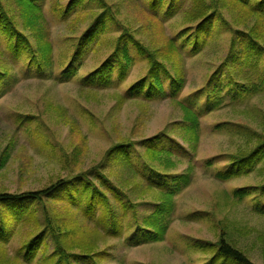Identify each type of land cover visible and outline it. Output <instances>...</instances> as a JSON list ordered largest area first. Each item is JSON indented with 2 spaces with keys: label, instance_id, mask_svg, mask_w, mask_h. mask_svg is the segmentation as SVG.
Returning <instances> with one entry per match:
<instances>
[{
  "label": "rangeland",
  "instance_id": "1",
  "mask_svg": "<svg viewBox=\"0 0 264 264\" xmlns=\"http://www.w3.org/2000/svg\"><path fill=\"white\" fill-rule=\"evenodd\" d=\"M56 1L65 4L68 0H43L54 60L53 66L44 73L29 71L24 57H10L7 43L0 37V47L10 62L11 74V81L0 93V153L3 148H10L7 161L0 167V191L43 188L58 177L102 164L106 151L119 141L137 142L138 151L144 138L163 133L161 145L172 147L174 157L179 159H175L177 164L171 168L172 172H184L187 163L194 164L191 182L175 197L172 221L162 240L140 243L130 240L128 233L120 239H107L103 247L113 256L107 264H204L208 255L190 247L192 241L188 243L189 239L216 243L219 234H225L226 240L255 264H264V215L252 211L250 197H245L241 203L230 197L238 188L259 184L264 175L257 169L248 176L228 181H219L214 176L224 167L228 153L251 147L255 138L263 136L264 94L245 102H234V106L230 105V96L224 91L226 100L220 108L209 113L204 111V98L192 97L226 56L231 33L222 27L215 28L213 38L198 53L192 55L186 47L181 51L183 60L172 55L169 64L177 72L185 73L184 88L172 94L169 78L161 74L165 94L141 100L129 97L128 88L147 73L148 61L132 46L129 50L133 60L123 82L116 80L115 71L104 85L81 81L111 52L114 39L120 33L114 25L103 31L84 55L75 75L70 78L62 75L67 57L72 53L69 39L77 38L87 27L90 12L100 9L91 3L87 8L89 11L78 15L76 10L61 19L52 10ZM103 1L111 7L119 22L151 50L158 46L165 48L168 37L176 36L181 28L180 9L168 17L159 11L153 15L145 0ZM189 3L187 0L182 6L188 7ZM221 10L231 26L234 22L243 27L236 21L241 12ZM255 75L249 69L241 77L245 83H250L255 80ZM175 99L192 105L200 113V139L196 152L188 150L177 129L171 126L182 121V111ZM246 110L254 111L255 115L245 113ZM224 122L226 127H216ZM245 128L249 135L252 131L255 136L247 135ZM131 152L135 164L136 150ZM208 158H214L212 166L205 165ZM103 169L114 182L119 185L127 182L131 186L126 190L136 197L140 218L153 211L152 202L157 193L149 192L138 199L137 191L144 186L124 162L113 160L103 164ZM147 173L156 182L163 180L149 170ZM22 237L23 232L15 234L0 251L13 259Z\"/></svg>",
  "mask_w": 264,
  "mask_h": 264
},
{
  "label": "trees",
  "instance_id": "2",
  "mask_svg": "<svg viewBox=\"0 0 264 264\" xmlns=\"http://www.w3.org/2000/svg\"><path fill=\"white\" fill-rule=\"evenodd\" d=\"M145 1L153 15L159 11L169 17L178 9L182 13L181 28L176 36L168 37L165 48L158 46L151 50L131 29L119 22L103 0H68L65 4L56 1L52 10L61 19L76 10L78 15L89 11L87 8L91 3L100 9L90 12L87 27L77 38L69 39L72 53L67 57L62 75L66 78L75 75L84 55L102 32L114 25L120 33L114 39L111 52L81 81L104 85L115 71L116 80L123 82L133 60L129 50L132 46L138 54L146 57L148 70L129 86L128 96L150 100L164 95L161 74L169 78L168 87L172 94H176L184 88L185 73L177 72L169 64L172 55L183 60L181 51L186 47L192 55L198 53L213 38L215 28L222 27L231 33L228 52L208 75L205 85L193 92L192 97L204 98V111L209 113L220 108L226 100L222 94L224 91L230 96V105L234 106V102H245L264 94V0H190L188 7L182 6L187 0ZM222 8L241 12L236 21L243 27L234 22L231 26L222 15ZM0 37L5 39L10 57H24L29 71L33 69L42 74L53 66V45L43 0H0ZM249 69L255 72L256 78L245 83L241 74ZM10 81V62L0 47V93ZM174 101L182 111V121L171 126L177 129L188 150L196 152L200 139V113L184 101ZM246 112L255 115L254 111ZM225 123L216 127H226ZM238 129L243 127L238 126ZM246 129L244 132L249 135ZM162 134L144 138L138 151L137 142L119 141L106 151L102 164L58 177L43 188L0 191V248H5L15 234L23 232L14 258H8L5 251H0V264H107L113 257L103 247L107 239H120L128 233L130 240L140 243L162 240L172 221L175 197L190 184L195 168L189 162L184 172H172L171 168L179 159L174 157L172 147L161 145ZM249 136L255 135L250 131ZM254 141L251 147L228 153L227 162L224 161V167L215 172V178L228 181L248 176L257 169L264 175V133ZM134 149L135 164L131 152ZM9 153V147L2 149L0 167L7 161ZM113 160L124 162L139 184H143L144 187L137 191L138 199L149 192L157 193L152 212L140 218L139 203L126 190L131 186L127 182L119 185L106 174L103 164ZM214 163V158H208L205 165ZM148 170L163 180L154 181ZM230 197L240 203L250 197L252 211L264 215V179L257 185L238 188ZM218 238L216 243L193 239L188 243L192 241L190 247L208 255L204 264H255L242 250L229 243L225 234H219Z\"/></svg>",
  "mask_w": 264,
  "mask_h": 264
}]
</instances>
